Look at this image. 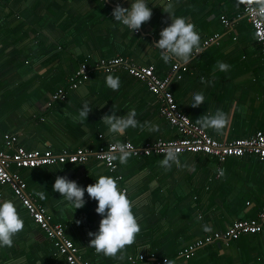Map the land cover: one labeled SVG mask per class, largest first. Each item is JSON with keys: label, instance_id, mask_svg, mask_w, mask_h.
Listing matches in <instances>:
<instances>
[{"label": "crops", "instance_id": "0c3cea01", "mask_svg": "<svg viewBox=\"0 0 264 264\" xmlns=\"http://www.w3.org/2000/svg\"><path fill=\"white\" fill-rule=\"evenodd\" d=\"M118 2L129 6L128 0ZM149 2L153 8L150 20L142 24L139 32L131 33L112 19L117 0H0V147L6 146V133L17 135L19 145L41 151L96 149L102 135L106 143L130 140L137 146L160 137H177V129L161 114L154 93L126 69L111 73L95 70L79 87H67L65 100L49 104L51 93L62 85L66 87L70 75L84 61L94 64L100 58L121 55L139 65H154L160 77L171 73L176 62L165 63L152 46L170 20L160 7L161 0ZM242 9L239 0H174L175 14L196 25L204 51L182 65L181 77L172 80L171 90L180 109L196 123L217 109L225 112L228 122L221 130L203 127L224 141L264 131V50ZM222 16L231 24L226 25ZM217 61L229 64V69L220 71ZM108 74L120 77L119 89L106 85ZM199 91L204 93L205 102L193 107L192 95ZM85 103L91 111L80 123L75 117ZM112 107L117 115L135 108L141 123L151 122L158 130L129 128L112 140L100 121ZM164 156L143 160L130 157L124 165L117 160L118 174L124 180H116L120 188L127 189L126 193H133V211L139 220L160 205L168 216L161 219L159 227L169 225L172 233L183 234L180 240L189 237L187 242H192L210 233L203 230V218L198 210L191 211L190 205H195V194L205 186L211 170L198 169L199 156L195 154L181 156L182 167L174 165L165 170L160 165ZM210 158L208 167L216 175V206L210 224L219 231L237 219L257 217L264 206V160L256 155L235 160L230 157L220 177L218 161L215 164ZM38 167L13 170L22 175L28 191L45 205L53 219L65 225L67 236L78 244L82 254L99 256L89 246L88 235L98 228L101 218L95 212L97 202L85 192L84 207H65L61 194L53 192L52 185L56 176H67L86 186L101 174L116 178L115 174L96 158L64 167ZM39 192L45 193L44 199L37 195ZM0 199L19 202L18 211L24 218V229L14 237L13 246L0 248V264H67L63 256L55 255L52 241L8 185L0 184ZM176 211L177 216L171 217ZM141 234L132 245H126L138 257L151 252L149 240ZM118 256L119 253L115 257ZM149 262L142 260L139 264ZM157 264L187 263L179 256ZM189 264H264V231L242 235L228 245L216 241V245L202 247Z\"/></svg>", "mask_w": 264, "mask_h": 264}, {"label": "built area", "instance_id": "2783aa9c", "mask_svg": "<svg viewBox=\"0 0 264 264\" xmlns=\"http://www.w3.org/2000/svg\"><path fill=\"white\" fill-rule=\"evenodd\" d=\"M242 3L244 16L253 26L257 43L264 50V8L260 5L264 3L256 0H239ZM222 21L226 25L231 24V20L222 16ZM140 29L136 32H139ZM217 35L213 39L216 38ZM92 64L84 61L80 67L68 78V88H77L87 81L91 76L92 69H98L107 73L126 69L131 75L144 81L151 92L156 96L160 104L161 114L177 129V137L165 139L157 138L143 146H137L130 140L120 143L131 145L133 155H150L153 153L166 154L169 148H176L180 153L203 152L217 159L218 176L223 173L224 163L230 157H241L244 155H256L264 160V131L259 130L250 137H242L231 141L219 140L212 136L200 124L194 122L180 107L171 90V82L174 78H180L179 73L182 65L174 63L172 71L166 77H160L154 65H139L127 60L126 57L118 55L110 58H100ZM67 87L60 86L51 93L49 104L58 100H65L67 97ZM17 135L6 133L4 135L5 148L0 147V183L10 187L12 192L21 200L32 219L45 231L46 236L54 244L55 255L63 256L68 264H92L85 260L80 253L76 243L66 235L65 225L53 219L48 209L40 204L32 193L28 191V184L22 175L13 170V167H37L65 162H86L96 158L103 162L110 172L115 173L116 179H121L122 175L117 174V160H110L108 154L113 152L110 142L98 149L80 147L75 150H63L56 152L52 149L39 150L27 149L19 145ZM126 192L127 189L123 188ZM264 231V206L257 217L249 219H237L227 227L226 230L217 231L213 235H205L185 249L186 257H190L196 248L212 242H223L229 244L232 240L240 238L242 235ZM140 258H143L142 256ZM133 264L135 257H130Z\"/></svg>", "mask_w": 264, "mask_h": 264}, {"label": "clouds", "instance_id": "9594fccd", "mask_svg": "<svg viewBox=\"0 0 264 264\" xmlns=\"http://www.w3.org/2000/svg\"><path fill=\"white\" fill-rule=\"evenodd\" d=\"M127 7L118 2L112 10V19L126 26L131 33L138 31L142 24L148 22L152 16L153 8L149 0H128ZM264 8V3L260 5ZM161 9L168 14L170 22L159 31V38L152 46L159 50L160 58L165 62L175 61L178 65L189 64L192 59L204 49L201 44V35L195 24L189 22L184 16H178L174 12V0H161ZM220 71H227L229 64L217 61ZM203 79V78H202ZM106 85L112 90L120 87V77L108 74L105 78ZM205 102V95L202 91L192 95L190 104L193 107ZM91 107L88 103L79 110L75 117L80 123L87 120ZM107 128L110 139L123 135L129 128H148L149 131L158 130V126L145 121L141 123L137 119L135 108H130L126 114L117 115V111L112 107L109 113H105L101 120ZM227 114L217 109L212 114H206L198 118L199 123L204 128L221 130L227 124ZM114 151L109 153L110 160H119L121 165L127 164L133 155L131 145L116 142L112 145ZM160 165L165 170H171L173 166L182 167L181 155L178 149L169 148L160 161ZM52 191L61 194L65 207L76 209L86 205L85 192L89 199L97 202L95 212L101 217L98 228L89 231V246L98 253L105 256L115 257L117 253L132 245L138 234L142 230L139 218L133 211L132 201L127 193L118 186L115 177L109 175H99L94 183L86 186L80 185L77 181L69 179L67 176H56L52 185ZM42 199L44 192L37 193ZM24 229V218L18 211V205L14 199H0V248H11L14 244L16 234ZM205 232H211L210 225H204Z\"/></svg>", "mask_w": 264, "mask_h": 264}, {"label": "trees", "instance_id": "16d2710c", "mask_svg": "<svg viewBox=\"0 0 264 264\" xmlns=\"http://www.w3.org/2000/svg\"><path fill=\"white\" fill-rule=\"evenodd\" d=\"M91 66H94V64H92ZM95 70L97 72L100 71V70L94 68L91 70V72L93 73ZM67 86H68V82H67ZM102 137H103V135L101 136V139L97 140V143L95 146V147H97L96 149H98V147L109 144V143H106V141H105L106 139H104V138L102 139ZM141 146H143V145H141ZM56 152H59V151H56ZM186 154H188V155L189 154H195V155L199 156L198 157V159H199L198 169L206 171V172L208 170H211L209 173V176L207 178L208 181L206 182L205 186L203 188H201L200 192H197L198 194H195V197H196V200L194 201L195 205L194 204L190 205V210L191 211L195 210V212H196V210H198L197 213H199L200 216L203 218L205 224L210 225L212 228V231L206 235H213L215 232H217L216 225L210 224V223H213L211 221V216L213 213V207L216 206V205H213V204H216V202H215L216 201V175L214 174V172H212V168L208 167V161L211 158H210V155H207L206 153H203V152L180 153L181 156L186 155ZM153 155L161 156V155H165V154L164 153H153L150 155L144 154V155H140V156L132 155L131 157H133L137 160H143L145 158L149 159V157L151 158V156H153ZM231 159L235 160V159H239V157H231ZM212 161H215V164H216L217 160L215 158L214 159L212 158ZM70 163L73 164L76 162H73V163L72 162L57 163V164H52V165H45L43 167H46V168H50L52 166L64 167L65 165H68ZM77 163H79V162H77ZM28 169H37V167H28ZM107 170H109V169L107 168ZM116 173L118 174V170L116 171ZM118 180L123 181L124 180L123 176L121 179H118ZM1 185L6 186V184H1ZM222 192L226 193L227 191L223 190ZM127 194H128V198L131 200L133 197V193H131L129 191ZM192 196H194V195H192ZM16 203H17V205H20L19 202L16 201ZM22 205H23V203H22ZM43 206H45V205H43ZM156 206H158L157 209H155L154 212H152V214L150 216L146 217V215H144V217L139 220L140 224L142 225V230H141L142 236L141 237H144L145 240H149V243L151 245V252L149 253V255H144V256L142 255L143 258H140V257H138V255H132L133 251L130 249V247L125 246V248L119 252L120 256H118V257L105 256L103 253H99V256L83 255L82 252L80 251L83 258L85 260L90 261L92 264H110V262H112V261H116V263H114V264H133L132 261L130 260V257L133 256L137 259L135 264L141 263L142 260L143 261L144 260H147V261L150 260L149 264H157V263H163L165 261L166 262L171 261L174 259L176 260V259H178L179 256H181L185 259L186 263L189 264V261L195 255V253L198 249H200L202 247L216 245V242L204 244L203 246H199L198 248H196L190 257H186L185 249L188 248V246H190L194 242H196L198 239L203 238L205 235L197 238L196 240H194L192 242H190V241L187 242L189 237H187L183 240H180V236L183 235V234H181L180 231L177 233H172L171 226H169V225L159 227V225H158L159 222L161 221V219L168 216V212H166L165 208H161V210H160V208H159L160 205H156ZM24 208H25V206H24ZM156 210H159V211L157 212ZM177 212L178 211H176V213L174 212L175 214L171 215V217L177 216ZM226 229H223V230H226ZM223 230H219V231H223ZM143 235H145V236H143ZM234 240H236V239H234ZM76 245L78 246L77 243H76Z\"/></svg>", "mask_w": 264, "mask_h": 264}]
</instances>
